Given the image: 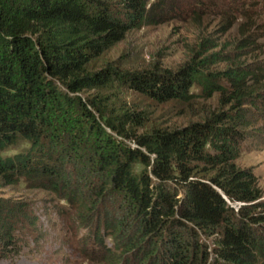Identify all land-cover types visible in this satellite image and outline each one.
<instances>
[{
  "label": "trees",
  "instance_id": "obj_1",
  "mask_svg": "<svg viewBox=\"0 0 264 264\" xmlns=\"http://www.w3.org/2000/svg\"><path fill=\"white\" fill-rule=\"evenodd\" d=\"M154 8L153 0H0V181L24 179L68 194L86 217L108 212V203L119 207L124 214L113 219L109 212L105 226L118 246L109 264H264V192L252 169L236 162L249 133L246 112L262 102L264 67L213 72L220 54H212L177 71L156 64L141 72L112 66L88 72L131 31L155 24ZM222 79L231 83L230 93L221 89ZM113 83L161 104H190L192 88L201 85L209 96L221 92L233 111L137 136L131 130L142 126L141 116L109 118L103 99L92 104L81 97ZM20 141L30 148L4 156ZM85 143L88 156L80 154ZM79 157L86 162L79 172L85 192L65 172ZM90 176L99 184L89 183ZM14 215L0 203V262L20 253ZM201 235L215 239L213 252Z\"/></svg>",
  "mask_w": 264,
  "mask_h": 264
},
{
  "label": "rangeland",
  "instance_id": "obj_2",
  "mask_svg": "<svg viewBox=\"0 0 264 264\" xmlns=\"http://www.w3.org/2000/svg\"><path fill=\"white\" fill-rule=\"evenodd\" d=\"M153 2L152 22L155 24L131 31L125 41L91 62L88 72L97 73L110 66L125 72H141L152 70L156 64L177 71L184 64H194L212 54H220V61L209 67L213 72H224L240 64L251 69L264 67V0ZM244 45L247 46L242 47ZM219 85L227 93L233 90L225 79L219 81ZM260 89L262 102L258 109L246 112L249 133L240 145L236 162L241 168L252 169L264 192V70ZM191 93L190 104L178 101L161 104L113 83L107 88L85 91L81 97L89 103L103 99L105 107L101 108L109 118L126 112L141 116L142 126L131 130V134L137 136L155 129L184 128L202 122L213 113L233 111L232 103L222 102L221 92L215 91L209 96L203 86L196 85ZM91 110L99 119L95 107ZM76 112L74 110L72 116L78 115ZM70 137H64L65 147L70 144ZM85 144L79 153L88 156L91 148L90 144ZM129 144L136 145L133 140ZM29 148L30 144L20 141L9 147L4 156H14ZM143 152L148 154L145 149ZM80 160L81 157L67 162L65 172L72 185L77 190L81 186V191L85 192L86 185L79 181V172L86 170V162ZM142 170L143 166L138 164L136 172L139 174ZM90 177L89 183L99 184V178ZM68 196L50 188L35 187L24 179L13 185L0 181V203L15 212L10 222L20 249L12 262L1 261L0 264H109V254L118 252V246L105 229L108 213H112L113 219L124 213L108 203V212L86 217L81 213L80 203L73 198L70 201ZM200 241L205 248L214 251L213 237L201 235Z\"/></svg>",
  "mask_w": 264,
  "mask_h": 264
}]
</instances>
